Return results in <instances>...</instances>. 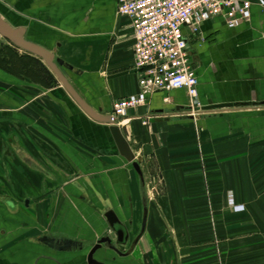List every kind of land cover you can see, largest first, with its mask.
<instances>
[{"label": "crops", "instance_id": "0c3cea01", "mask_svg": "<svg viewBox=\"0 0 264 264\" xmlns=\"http://www.w3.org/2000/svg\"><path fill=\"white\" fill-rule=\"evenodd\" d=\"M250 1V18L235 28L215 18L197 37L183 30L198 80V115H191L185 92L176 90L153 94L117 122L140 161L143 182L119 156L108 125L84 120L60 90L51 93L64 104L54 102L89 167L51 140L45 105L37 104V116L18 107L0 110L7 112L0 118V175H8L0 177V264H87L100 238L115 240L107 211L127 228L131 222L130 243L141 232L144 209L145 229L133 252L120 258L102 248L96 261L264 264V7ZM116 4L0 0V18L12 29L36 24L53 31L50 40L59 44L54 55L96 74L111 111L113 101L139 92L132 28L116 15ZM217 104L232 108L205 110ZM64 242L70 249L55 248Z\"/></svg>", "mask_w": 264, "mask_h": 264}, {"label": "built area", "instance_id": "2783aa9c", "mask_svg": "<svg viewBox=\"0 0 264 264\" xmlns=\"http://www.w3.org/2000/svg\"><path fill=\"white\" fill-rule=\"evenodd\" d=\"M254 1L264 7V0ZM251 6L250 0H117L116 15L128 19L132 28L139 92L112 102L109 116L113 123L145 105L153 94L176 90L185 92L191 115H198V80L183 30L197 37L202 24L215 18L235 28L248 21ZM230 207L241 210L232 201Z\"/></svg>", "mask_w": 264, "mask_h": 264}, {"label": "water", "instance_id": "95a60500", "mask_svg": "<svg viewBox=\"0 0 264 264\" xmlns=\"http://www.w3.org/2000/svg\"><path fill=\"white\" fill-rule=\"evenodd\" d=\"M4 16L6 17L5 14ZM15 26L17 28L12 29L0 18V36L12 44L16 49L40 59L87 117L96 123L108 125V131L119 156L132 167L138 178L143 182L140 161L135 158L120 128L113 123L112 118L109 116L111 113L110 105L106 99L101 96L102 83L97 79V75L92 72H83L63 61L58 56H55L52 50L55 45L58 46L59 44L56 43V41L53 42L50 40V36H52L54 32L48 28L36 24H25V26L29 27L28 30H26L22 24H15ZM89 40L91 39L85 41ZM47 96L59 104H64V102L58 100L52 93H48ZM230 108H232L231 104H217L209 106L205 108V110L212 111ZM143 214L140 234L135 238L132 244L130 243L129 250L123 253L119 250V247L124 248L129 245L130 237L128 228L118 220L112 210L107 211L104 218L111 232L114 234L115 240L113 241L109 236L100 238L89 251L87 255V264H103L94 259V254L102 248L114 252L116 256L120 258L129 256L144 232L146 209H144ZM69 246L70 242H64L61 246H56L55 248L60 251H66L70 249Z\"/></svg>", "mask_w": 264, "mask_h": 264}, {"label": "rangeland", "instance_id": "374dc122", "mask_svg": "<svg viewBox=\"0 0 264 264\" xmlns=\"http://www.w3.org/2000/svg\"><path fill=\"white\" fill-rule=\"evenodd\" d=\"M6 44H8V42L5 41L4 38H2L0 36V49L3 50L2 46H7ZM17 50L18 49H16L14 51L15 57L12 58V60H10V65L12 67V68L11 67L10 68L13 70V72L14 71L15 72L16 71L21 72V71H23V67H22L23 65L24 66H26L27 64L30 65L31 71H33L34 73L36 72L38 77H41L42 82H43L42 86L44 88L48 89L50 91L49 93H51V92L55 93V92L60 90V92L62 93V97L65 100H67V102L71 101L72 104H74L75 109L78 112V114L84 120L89 119V117H87L81 111V109L75 104V102L72 100V98L67 94V92L61 86V84L57 81V79L54 77V75L49 71V69L39 59H37L36 57H30L29 61L19 60L17 56H22L23 54H25V52H23L21 50H18V51ZM32 58H34V59H32ZM37 60L40 63L37 62ZM44 68H46L48 70V72L53 76L54 79L51 77V75L44 73ZM3 74L4 73H2L1 67H0V77ZM23 93H26V95L28 94L27 98L26 97L23 98L21 96V94H23ZM4 94H10L13 97L12 99H14V100L17 99L18 104L16 103L17 106L15 105V107H18V109L17 108H15V109L18 110L22 114L26 113L27 115H30V116H33L34 114L36 115L35 109H36L37 104L40 103V104L45 105L46 108L48 109L47 113L52 115L51 117H54V119H50L51 117L50 118L48 117V121L45 120V121H47V124H48V131L50 132V134L53 135V137L51 136L52 137L51 140L57 141L59 143V145H61V148H63V151H65L67 156L73 158V156H75V155L78 157L81 155L82 157H79V158H81L82 163L84 164L83 167H89L86 163L85 156H84L85 150H83L80 146H78L76 142H71L73 139V137L71 135L72 132L68 128L67 122L64 120V117L62 116L61 112L59 111L60 110L59 107L55 104L54 101L49 99L46 95L41 96L39 94V92L36 90L26 89L25 87L24 88L23 87L18 88V87H15L14 85L6 84V83L2 82L0 79V95L3 96ZM29 98L32 99V101L36 102V104H33L32 101H31V103L28 102ZM2 109L10 110V108H7V107H0V110H2ZM199 112L200 111H198V110L196 111V113H199ZM6 115H7L6 111L0 112V118L6 117ZM89 123L91 124V122H89ZM0 129H1V127H0ZM4 129H6V127H4ZM4 129H2V130H4ZM4 136H5L4 134H0V140L1 141H2V139H4ZM53 147H54V145H53ZM53 149L55 150L56 153L58 152V150L56 151V148H53ZM56 153H54V155H55L54 157H56ZM50 156H51V154H50ZM53 161H55V160H53ZM56 161H58V160H56ZM58 164L60 165V163H58ZM61 166L66 168L67 163H66L65 159H63V162H61ZM0 177H1V179H4L6 181L8 175L7 174H1Z\"/></svg>", "mask_w": 264, "mask_h": 264}, {"label": "flooded vegetation", "instance_id": "af4514ba", "mask_svg": "<svg viewBox=\"0 0 264 264\" xmlns=\"http://www.w3.org/2000/svg\"><path fill=\"white\" fill-rule=\"evenodd\" d=\"M5 41H7V40H5ZM6 45L7 46H2L3 50L0 49V67H1L2 73H4L0 77L1 81L6 83V84H10V85H13L12 83L14 81H16L21 87H27V86H30V85H34V86H36L38 88H41L42 87L41 78L36 79V77H34L31 74L30 66L28 64L26 66H24V65L22 66L23 67V71H21V72H17V71L15 72L14 71L13 72V70L11 69L12 67L10 65V60H12V58L15 57V54H14L15 52L14 51L16 49L12 46V44H9V42ZM17 57H18L19 60H27V61H29L30 60L29 58L31 56L29 54L25 53L22 56H17ZM4 95L3 96L0 95V106L7 107V108L15 107L14 106L15 105L14 101L12 99L13 98L12 95H10V94H4ZM131 227H132V224L130 222L129 225H128V228H131ZM139 234H140V232L136 236H134L132 238V240L130 242L131 244H132V242L135 240V238ZM130 243H129L128 246L124 247L123 250L128 251L129 248H130V245H131Z\"/></svg>", "mask_w": 264, "mask_h": 264}, {"label": "trees", "instance_id": "16d2710c", "mask_svg": "<svg viewBox=\"0 0 264 264\" xmlns=\"http://www.w3.org/2000/svg\"><path fill=\"white\" fill-rule=\"evenodd\" d=\"M31 56V55H30ZM31 57H33V56H31ZM32 59H34V58H32ZM36 61V60H35ZM37 62H39L38 60H37ZM40 63V62H39ZM30 66V65H29ZM30 72H31V74L34 76V77H36V79H39V78H41V77H38V75L36 74V72L34 73L33 71H31V66H30ZM44 73H46V74H48V75H51L49 72H48V70L46 69V68H44ZM51 77L53 78V76L51 75ZM54 79V78H53ZM41 83H43L42 82V79H41ZM42 85V84H41Z\"/></svg>", "mask_w": 264, "mask_h": 264}]
</instances>
